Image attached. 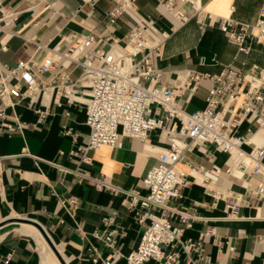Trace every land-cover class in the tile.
Returning a JSON list of instances; mask_svg holds the SVG:
<instances>
[{"label":"crops","instance_id":"crops-1","mask_svg":"<svg viewBox=\"0 0 264 264\" xmlns=\"http://www.w3.org/2000/svg\"><path fill=\"white\" fill-rule=\"evenodd\" d=\"M1 1L17 13L9 29L20 35L0 30V75L19 60L34 57L41 63L51 49H67L64 38L69 33H94L102 39L103 48L123 49V37L141 18L153 20V29H148L153 40L159 39L161 31L174 28L160 44L155 59L162 84H173L184 69L215 74L230 65L242 76L254 66L264 70V41L250 39L248 51L241 52L213 17H206L203 27L198 14L181 23L157 0H134L133 11L111 24L105 12L113 6L112 0H94L91 12L87 5L79 8L82 0ZM262 1L201 0V4L212 15L254 23ZM189 7L183 5L185 10ZM64 69L41 75L40 81L50 86L43 102L41 98L35 103L23 99L5 105L0 98L5 121L24 123L20 131L0 126V264H43L36 235L39 227L64 264H125L124 256L137 247L148 226L147 220L138 223L135 219L125 191L146 192L142 178L158 163L167 140L159 131H152L145 142L124 138L121 147L101 145L86 153L89 160L83 159L78 149L88 140L85 99L89 88L80 79L82 68L70 66L74 100L62 96L54 102L51 85ZM210 86L203 79L190 97L188 90L178 92L177 102L187 112L202 108ZM36 110L46 113L40 119ZM239 132L257 144L264 143V139H254L258 134L264 137L254 123L243 121ZM206 149L187 151L178 164L189 172L188 182L170 205L196 216L182 238L197 239L212 227V235L204 238L212 264H264V173L243 182L222 172L216 181L203 183L196 167L215 164L223 170L231 163L228 154L216 151L213 145ZM214 194L237 198L241 204L238 217L226 218L225 201ZM71 196L76 198L75 207L66 203ZM102 230L114 231L112 247L95 236Z\"/></svg>","mask_w":264,"mask_h":264},{"label":"built area","instance_id":"built-area-1","mask_svg":"<svg viewBox=\"0 0 264 264\" xmlns=\"http://www.w3.org/2000/svg\"><path fill=\"white\" fill-rule=\"evenodd\" d=\"M113 6L105 12L108 23L134 9V0H112ZM181 23L198 14L200 25L205 18L218 21L220 30L234 42L241 52L248 51V41L256 38L264 41V1L254 23L239 22L231 17L216 16L202 9L201 0H157ZM188 4L189 10L183 5ZM87 5L93 11L94 0H82L79 8ZM16 12L6 8L0 0V30L9 35H20L11 31ZM153 29V20L141 18L123 37V49L102 47V39L94 33H69L65 36L67 49L55 47L41 63L34 57L17 61L15 66H6L0 75V98L5 105L23 99L35 103L44 101L49 85L40 81L45 71L59 72L58 80L51 85L53 101L65 96L74 100L73 80L68 68L80 66V79L85 83L88 97L85 99V124L88 128L87 143L79 147L82 157L101 145L121 147L124 138L147 141L152 131H159L167 146L159 152L158 163L153 165L142 178L146 186L144 194L125 191L128 207L134 211L138 223L148 221L135 249L125 256V264H212L205 252L204 238L212 235L208 229L197 239H183V233L192 227L196 216L178 210L170 201L180 197V187L188 180L189 172L178 166L185 153L193 148L207 152L213 145L219 152L228 154L232 162L221 169L213 164L210 168L196 167L203 183L216 181L220 173H226L250 182L253 177L264 173V143L257 144L251 136L239 132L243 121H249L264 131V70L252 67L244 76L234 67L225 66L215 74L184 69L173 84L160 83L161 72L155 59L160 44L171 31H161L158 40L148 35ZM5 48V46H3ZM203 79L211 86L207 89L205 105L187 112L177 102L178 92L188 90L189 97L195 93ZM24 83V86H22ZM41 119L46 111H39ZM4 108H0L1 127L21 130L23 122L5 121ZM75 140V139H74ZM239 172V174H238ZM100 181H98L99 183ZM214 198L225 201L226 218L238 217L241 204L231 194H214ZM66 203L75 207L76 198L68 197ZM137 206L139 208H137ZM110 219H107L109 221ZM113 230L96 231L95 236L112 247ZM115 254H118L115 251ZM106 264H109L106 261Z\"/></svg>","mask_w":264,"mask_h":264},{"label":"bare ground","instance_id":"bare-ground-1","mask_svg":"<svg viewBox=\"0 0 264 264\" xmlns=\"http://www.w3.org/2000/svg\"><path fill=\"white\" fill-rule=\"evenodd\" d=\"M256 141H261L262 139H264V137H262L261 134H258V136L256 135ZM264 141V140H262ZM232 159H230V162H232ZM37 235V243H38V250L40 252L41 255V261L43 264H64L60 258L56 255L55 251L53 250V248L51 247L48 239L45 237V235L40 231L37 230L36 232ZM59 250V248H58ZM60 251V250H59Z\"/></svg>","mask_w":264,"mask_h":264},{"label":"water","instance_id":"water-1","mask_svg":"<svg viewBox=\"0 0 264 264\" xmlns=\"http://www.w3.org/2000/svg\"><path fill=\"white\" fill-rule=\"evenodd\" d=\"M37 226L39 227V225H37ZM39 229H40L41 232L45 235V233L42 231L41 227H39ZM45 237L47 238L46 235H45ZM47 239H48V238H47ZM48 241H49L51 247L53 248V250L55 251L56 255L60 258V260H62L61 257H60V254L58 253V251L56 250V248L54 247V245L51 243V241H50L49 239H48Z\"/></svg>","mask_w":264,"mask_h":264}]
</instances>
